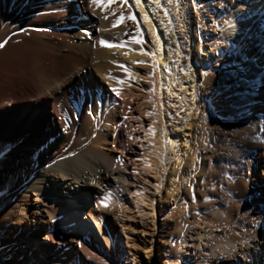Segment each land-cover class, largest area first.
Segmentation results:
<instances>
[{
  "label": "bare ground",
  "instance_id": "obj_1",
  "mask_svg": "<svg viewBox=\"0 0 264 264\" xmlns=\"http://www.w3.org/2000/svg\"><path fill=\"white\" fill-rule=\"evenodd\" d=\"M125 1L139 24L142 54L129 41H108L105 14L96 17L87 0H0V29L16 31L14 38L0 42L3 168H22L19 190L34 195L36 229L24 250L37 253L39 264H90L93 247L98 264L112 250L115 235L102 202L129 189L121 140L126 117L153 114L142 135L151 155V197L156 194L171 208L183 196L185 176L197 165L192 153L197 125L229 117L225 98L236 94L230 115L249 130L236 144L237 162H257L260 174L258 185L241 183L244 202L257 210L251 247L264 251V0ZM206 16L211 23L204 22ZM25 18V24L14 27ZM101 40L121 46H102ZM201 52L213 55V66L221 68L220 75L210 74L211 81L212 69L200 62ZM141 62L146 65L140 69ZM139 79L155 82L158 89L137 86ZM149 207L154 216L152 199ZM52 222L61 234L51 231ZM186 237L181 250L188 249ZM201 239L199 264L219 256L227 260L234 252L225 238L205 244ZM256 259L255 264H264V254Z\"/></svg>",
  "mask_w": 264,
  "mask_h": 264
},
{
  "label": "rangeland",
  "instance_id": "obj_2",
  "mask_svg": "<svg viewBox=\"0 0 264 264\" xmlns=\"http://www.w3.org/2000/svg\"><path fill=\"white\" fill-rule=\"evenodd\" d=\"M211 4L215 6L214 3ZM211 4L208 5L212 6ZM86 6L96 17H101L100 13L105 14V17L101 18L104 19L108 27L110 35L108 41H129L131 47L136 46L139 53L145 52L139 24L136 19L128 18L130 15H134L126 1L122 3L121 0H114L109 7L103 10L99 9L96 4L89 3L88 0ZM25 19H22L14 27L17 28L21 24H25L28 18ZM118 19L121 22L117 23ZM204 22L211 23L212 20L206 16ZM8 30L0 29V42L7 36L15 37L16 31ZM213 57L211 54L205 55L204 52H201L199 58L208 71L212 69L209 71L210 81L213 79L210 74L220 75L221 71L217 64L213 66L215 65L213 62L215 57ZM192 58L196 61L195 53L192 54ZM145 65V62H141L138 67L141 69ZM155 84V82H146L142 79L136 81V85L143 89L152 85L153 91L158 89ZM227 85H231V83L227 82ZM228 90L226 89L227 92H229ZM235 95L225 98L229 104L226 109L228 112L226 115L229 117L219 116L215 119L211 118L209 121L204 120L205 124L200 122L197 125V127L199 126L196 131L198 142L192 152L197 165L192 173L185 176L183 196L171 208L158 200L156 194L151 197L153 192L150 190V186L154 177L149 161L151 155L146 152L149 146L146 138L142 135L143 129L150 127L149 122L153 118V114L126 117L122 122V128L126 129L121 131V140L126 145L122 162L130 173L129 189L111 193L102 202L105 219L114 228L115 235L113 236L112 250L107 251V257L99 255L100 262L98 264H145L146 260L150 258L153 260V264H199L197 261L199 249L196 248L199 238H202L200 241L202 244H205L207 240L225 238L234 247V252L229 259L226 260L219 256L217 260L204 264H255L257 254L258 257L264 254L260 246L256 248L257 250L251 247V242L256 241V237L252 235L255 234L254 220L257 210L244 202L246 191L242 184L246 181L247 186L258 185L260 174L257 162L253 165L243 164L242 166L237 162L241 157L237 145L245 139L249 130L245 124L232 119L235 111L231 105L235 104ZM136 103H139V99L136 100ZM142 107L145 109L147 103L144 102ZM206 124L208 125L204 127ZM102 129V131L105 130L104 127ZM126 130L131 132L132 140L129 139ZM6 146L4 143L0 144V264H39L37 253L30 255L26 248L24 250V246L33 242L32 237L36 229V223L34 224L31 217V211L34 208V195L31 194V191L26 194L23 193L24 190H19L23 175L22 168L8 172L4 170L3 166L7 156L2 153ZM198 149L200 154H197ZM139 199L142 200L139 202L140 205L137 203ZM151 199L155 206L154 216L149 210V200ZM177 211H179V215ZM24 214L26 217L23 216ZM84 220L85 225H88L90 220L88 221L86 217ZM24 221H27L28 224ZM191 224L194 229L192 232H188ZM44 226L47 225L44 224ZM52 226L51 231H54L55 235L61 234V228L57 223L52 222ZM184 237L187 239L185 243L188 244L187 250L180 248L184 244L181 242ZM40 250L42 251V247H39ZM181 251L183 252L181 253ZM96 252L92 247V253L88 254L89 260L91 259L90 264H96L93 261L97 256Z\"/></svg>",
  "mask_w": 264,
  "mask_h": 264
},
{
  "label": "snow or ice",
  "instance_id": "obj_3",
  "mask_svg": "<svg viewBox=\"0 0 264 264\" xmlns=\"http://www.w3.org/2000/svg\"><path fill=\"white\" fill-rule=\"evenodd\" d=\"M112 2H114V0H89V3L96 4V6L101 8V10H103L106 7H108ZM121 2L124 3L125 0H121ZM135 2L137 4H139L140 0H135ZM128 18L129 19H135V17L132 16V15H130ZM119 22H121V21L118 19L117 23H119ZM100 43H101L102 46H110V47L121 46V45H110V44H107L104 40H101ZM0 46H2V45H0ZM112 91H116V90L112 89ZM117 95H119V92H117ZM129 139H131V137H129Z\"/></svg>",
  "mask_w": 264,
  "mask_h": 264
}]
</instances>
